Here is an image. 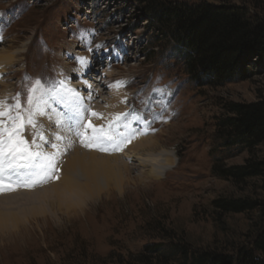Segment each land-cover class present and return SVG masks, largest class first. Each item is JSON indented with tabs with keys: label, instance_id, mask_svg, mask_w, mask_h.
<instances>
[{
	"label": "rangeland",
	"instance_id": "rangeland-1",
	"mask_svg": "<svg viewBox=\"0 0 264 264\" xmlns=\"http://www.w3.org/2000/svg\"><path fill=\"white\" fill-rule=\"evenodd\" d=\"M148 1L0 0V52L13 56L2 63L0 101L12 105L19 94L23 103L36 81L43 91L63 80L67 88L85 97L90 109L84 114L87 124L93 121V110L105 116L118 90L124 98L111 109L125 108L115 117L130 115L122 118L130 125L125 134L153 136L161 146L155 156L140 158L136 152L122 158L129 166L127 171L122 167L123 181L103 178L95 196L54 194L49 185L56 178L46 177L31 187L34 191L23 187L20 193L0 199V264H137L145 247L159 242L164 247L157 264H186L184 254L173 248L176 243L190 254L204 250L232 254L255 237L263 218L259 208L230 213L214 201L252 198L264 202V175L236 183L218 175L214 167L220 161L232 166L250 158L264 160V144L252 151L244 146L227 148L218 134V123L228 114L231 102L264 101V66L253 63L246 80L218 86L197 80L186 70L177 45L151 20ZM164 1L227 3L264 17V0ZM97 44L108 50L96 51ZM79 57L87 58L88 64L82 67ZM53 101L43 115L35 116L37 127L26 126L21 132L20 137L33 147L40 141L38 127L47 125L44 117L53 110L61 116L59 109L65 108ZM134 115L146 116L148 122L142 120L134 128L130 121ZM61 118L52 131L62 127ZM34 137L36 144H32ZM43 137L49 136L44 132ZM50 139L47 148L56 150L58 142ZM128 145L119 151L94 149L99 155L113 156L126 152ZM69 154L66 150L59 157L54 176L61 175L56 169H63ZM154 158L158 159L155 165L151 164ZM151 166L156 175L149 176Z\"/></svg>",
	"mask_w": 264,
	"mask_h": 264
},
{
	"label": "trees",
	"instance_id": "trees-1",
	"mask_svg": "<svg viewBox=\"0 0 264 264\" xmlns=\"http://www.w3.org/2000/svg\"><path fill=\"white\" fill-rule=\"evenodd\" d=\"M151 20L158 30L177 45L186 70L197 80L211 85L246 80L253 63L264 66V17L244 6L221 3L168 2L149 0ZM228 114L218 123V134L227 148L244 146L252 151L264 144V101L231 102ZM214 172L240 183L264 175V160L249 159L242 165H220ZM216 207L230 213L260 209L261 226L250 245H242L232 254L204 250L191 253L183 244L173 248L184 254L186 264H264V202L252 198H219ZM164 243L145 247L137 264H157Z\"/></svg>",
	"mask_w": 264,
	"mask_h": 264
},
{
	"label": "snow or ice",
	"instance_id": "snow-or-ice-1",
	"mask_svg": "<svg viewBox=\"0 0 264 264\" xmlns=\"http://www.w3.org/2000/svg\"><path fill=\"white\" fill-rule=\"evenodd\" d=\"M0 35V39H2ZM103 49L107 51V47L102 44L95 45V50ZM93 51L91 47L88 49ZM77 62L83 67L88 64L85 57L77 58ZM40 81L35 82V86L31 87L26 93V100L22 103L21 97L17 94L14 97L15 103L8 105L5 101H0V192L15 190L13 185L33 186L46 178V168L37 167V163L41 157L40 152L29 153L28 142L20 138L21 132L26 126L36 127L35 116L43 115L44 109L49 108L50 99H55L57 103H62L67 112L62 114L61 126L64 127L72 135L83 138L85 135L83 121L86 119L85 113L90 109L85 105V97L81 96L75 89L67 88L65 81L60 80L52 85L46 86L41 91ZM118 86H125L124 82H117ZM111 87V85H110ZM39 93V95H37ZM91 115L97 119L102 118L101 114L92 111ZM129 114H119L114 120L108 122L107 131L101 126L99 129L87 121L88 127L92 129V134L88 136L87 141L82 139L86 147L95 146L101 151H119L122 145L130 142V136L125 135L124 129L129 125L122 117ZM137 121H147L146 116H137ZM5 121L8 122L7 127H3ZM41 140L44 139L42 133H38ZM130 135L134 136L135 132ZM6 136V138H4ZM56 139H63L57 135ZM47 143V141H45ZM36 143L35 137L32 144ZM55 148L56 145L52 144ZM7 150V151H6ZM22 158L27 163L18 162ZM5 160L7 165L5 166ZM44 173V175H42Z\"/></svg>",
	"mask_w": 264,
	"mask_h": 264
},
{
	"label": "bare ground",
	"instance_id": "bare-ground-1",
	"mask_svg": "<svg viewBox=\"0 0 264 264\" xmlns=\"http://www.w3.org/2000/svg\"><path fill=\"white\" fill-rule=\"evenodd\" d=\"M11 59H13L12 55L5 54L2 51L0 52V73L5 71V66H2V63H7ZM86 77H87V75H86ZM65 83H66V81H65ZM79 84H80V86L82 85V83H79ZM69 86H71V85L69 84ZM117 91L118 90H115L113 92L114 96H113L112 100L110 99V101H109L110 102V106H109L110 109L105 112V114H104L105 116H103L100 119H97L96 117L92 118L93 119L92 122L95 124V126H97V129H99L103 123L107 124V127H108V122H109V120H111L115 117V115H116L115 113H117V111H119L120 108H121L120 109L121 112L125 110V108L122 106L120 108L119 107L116 108L114 106L115 109H113V108L111 109V107H113L114 104H116L118 101L122 102V99L124 98V95L117 94L118 93ZM53 102H55V101H53ZM59 111L61 113V116H58L57 114H55L54 110L50 111L49 112L50 115H48L47 117L46 116L44 117V120L47 122V125H45V128H42V127L39 128L38 127L39 133L44 134V132H45L46 137H47V135L49 137L45 138V140L39 139L40 141H39V144L37 147H33L32 145H30L28 143L29 153H36V152L41 153V157L37 163V167L38 168L39 167L46 168V172H47L46 177L56 178L49 185L50 189H53L51 191L54 192V194L60 193V195H61V193L64 192V193H68L69 195L72 193H77L80 196L82 193V197H83V195L84 196L85 195L86 196H88V195L95 196L102 189L101 181L103 178H106L108 180L109 178L112 179L114 177L115 179H118V181L120 180V182L123 181L122 167L125 171H127L129 169V166H128L127 162H125V160L124 161L122 160V158L128 159L129 157H133V153H136V152H137V154L140 155V156H138L140 158L142 155H147L149 157L155 156V154L157 153V149L161 148V146L159 145V142L153 136L148 135L146 137V136H144L145 134L144 135L139 134V135H135L132 138L129 145H128V143H126L128 146L125 148H127L128 150L126 152H123V153L122 152L121 153L114 152V155L110 156L109 154H107L108 153L107 152L104 154L105 156L99 155L98 153H100V151L97 152L94 149L95 146L93 148L88 147V150H87L88 152L83 151V149L81 147H79L78 143H82L85 145V143L82 142V139L84 141H87L88 136L91 135V133H92V129L89 128L90 129L89 130L88 129V123L86 124V122L85 123L83 122L84 130H86L83 138L78 137L76 135H72L67 130H64V129L62 130V127L54 129V131H52V129H53L52 126H54L53 123L57 122L56 120L59 119L60 117H62V114L67 112V109L63 108V110L59 109ZM129 117H130V115H129ZM136 117H137V115H134L132 117V119L130 120L135 124V126H133V124H132V127H134V128H136V126H138V124L140 125V123H138ZM41 118H42V116H41ZM7 125H8V122L5 125V127H7ZM60 129H61V131H60ZM126 130H127V128H126ZM128 130L126 132H129ZM52 133H54L53 136L51 135ZM57 135L63 137V139H56ZM129 136H131V135L129 134ZM21 137H23V135ZM70 137L72 139L74 138L76 142L72 143V141L69 140ZM4 138H6V136ZM50 138H53V139H55V141L58 142L56 150H52V149L47 148V143H50L52 141ZM45 141H47V143ZM67 141H70V144L65 145L64 143H67ZM85 148H87V147H85ZM47 150H49V152H50L49 154H48ZM66 150H69L70 154H69L68 158L66 157L67 159H65V165L62 166L63 169L61 168L60 171H57V169L59 168V165H57L58 166V168H57L55 166V164H59L58 159L61 155L66 153ZM108 151H110V150H108ZM103 152H106V151H103ZM115 153H118V154L116 155ZM153 160H154V162L152 161L151 164L154 163V165H155V162L158 159L154 158ZM169 161H170V159H169ZM18 162L27 163V161L23 160L22 158L18 159ZM141 162H142V164H144L146 166H148L150 164V162L148 165L146 164V163H148V161H146V162L141 161ZM4 163L6 166L7 161L5 160ZM55 167L57 168L56 172H60L61 175L59 174L58 176H54L53 170L55 173ZM153 168H154L153 166H151L149 168V171H148L149 176H153V175L157 174V171H155V169H153ZM42 175H44V173H42ZM42 181H44V180L42 179ZM108 182H111V181L108 180ZM35 185H37V184H35ZM35 185H33V186H35ZM13 187L15 189L13 191H2V192H0V199H5L7 197H10L15 192L20 193L22 191L21 189L23 187H28L29 188L28 190H31V191H34V189H35V188L31 189L32 186H21V185H15V184L13 185Z\"/></svg>",
	"mask_w": 264,
	"mask_h": 264
}]
</instances>
